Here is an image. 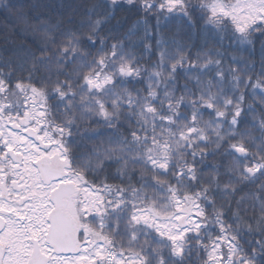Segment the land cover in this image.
I'll return each instance as SVG.
<instances>
[{
  "label": "snow or ice",
  "instance_id": "6c2138e0",
  "mask_svg": "<svg viewBox=\"0 0 264 264\" xmlns=\"http://www.w3.org/2000/svg\"><path fill=\"white\" fill-rule=\"evenodd\" d=\"M0 7V264H264V0Z\"/></svg>",
  "mask_w": 264,
  "mask_h": 264
},
{
  "label": "trees",
  "instance_id": "16d2710c",
  "mask_svg": "<svg viewBox=\"0 0 264 264\" xmlns=\"http://www.w3.org/2000/svg\"><path fill=\"white\" fill-rule=\"evenodd\" d=\"M16 5L23 6V15L35 23L39 17L54 16L57 13L70 12L79 0H11ZM16 11H5L0 7V48H4L7 37L12 43L8 47L27 43L31 37L24 32L25 23L18 19ZM154 24V21H153ZM199 44V40H197ZM259 45H257V50Z\"/></svg>",
  "mask_w": 264,
  "mask_h": 264
}]
</instances>
